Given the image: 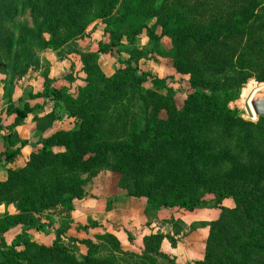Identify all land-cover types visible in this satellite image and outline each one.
I'll return each instance as SVG.
<instances>
[{
	"label": "rangeland",
	"instance_id": "obj_1",
	"mask_svg": "<svg viewBox=\"0 0 264 264\" xmlns=\"http://www.w3.org/2000/svg\"><path fill=\"white\" fill-rule=\"evenodd\" d=\"M154 1L142 0V7L148 8ZM233 1L187 0V5L195 10L190 19L202 28H207L212 20H234L239 11L236 10L238 2ZM170 2L156 0L155 3L166 6ZM182 2L186 3V0ZM256 2L259 6L249 25L252 34L264 39V0ZM86 3L87 0L68 2L72 8L76 4L79 8L84 7ZM132 4L129 1L126 9L124 5L119 6L113 16L122 19ZM90 13L85 10L78 15L65 16L61 23L50 19L44 21L39 34L48 43L46 48H39L30 37L15 29L17 25H27L30 30L34 28L29 11L18 8L13 22L6 24L7 30L0 42V264H74L72 260L51 255L52 248L65 250L78 263L93 257L105 258L108 264H195L202 260L207 237L204 242H192L187 248H180L179 244L184 245L185 239L180 231L175 236L181 238L167 237L159 252L152 254L144 251L143 240L154 234V225L160 218L184 212L200 217L205 210H217L218 219L221 211L214 208L218 198L202 191V183L209 185L215 181L214 177H219V181L241 187L255 183L258 171L263 173L264 123L253 115L249 106L251 97L257 92L264 93V60L256 56L257 45H253L257 39H252L250 44L240 37H220L218 41L198 45L188 39L155 40L144 29L129 42L128 34L116 27L122 38L118 43L112 40L101 20ZM55 15L57 17L58 12ZM74 20L78 25L71 29L67 23ZM151 30L155 37L159 35L158 27ZM93 54L97 56L87 57ZM175 62L183 67V72L187 66L197 69L199 81L215 78L236 86L229 85L222 90L192 86L189 74L173 68ZM128 65L135 66L136 75L144 79L142 91L157 99L155 103L149 102L156 109L155 116L149 120L152 123L166 121L172 113L175 121L172 162L164 161L160 168L144 171L138 180L133 176L136 168L128 165L121 154H110L106 163L101 161L97 167L91 164L89 151L79 149L80 143L75 156L61 147H53L50 151L55 158L42 156L43 145L52 138L58 139L63 143L61 145L74 142L75 134L99 112L94 108L106 106L103 103L109 94L101 93L104 92L103 81L116 78L117 71ZM236 72L242 75L238 84ZM51 90L65 91L73 98V103H64L53 94L47 95ZM194 92L210 98L215 106L227 101L226 108L234 121H239L233 140L224 138L222 128L217 126H212V132L202 139L190 135L191 145L195 142L202 154L222 159L215 164L197 161L194 166L187 155L182 158L183 146L179 144L184 138L175 131L184 120V103ZM24 105L32 111L16 127L14 150H18L17 154L11 162H4L3 135L15 118V114L8 115L7 111L23 109ZM186 120L193 123L196 116ZM188 132L190 134L189 129ZM225 147H229V151H225ZM226 156L230 162L224 161ZM177 171L181 173L176 179L173 173ZM199 178L201 181L198 182ZM153 184L157 191L152 193L160 197L164 192L176 195L184 190L188 193L191 188L190 193L201 202L187 211L174 205L177 200L173 196L167 198L165 207L156 206L144 197L127 196L133 187L147 188ZM68 187L77 188L86 197L33 214L27 225L15 222L18 215L39 197L56 191L61 193L62 188L69 191ZM220 206L229 210L234 203L228 197ZM222 218L223 224L228 225H233L236 220L229 213H224ZM181 228L178 224L177 229ZM200 228L192 226L190 233L201 235ZM6 247L15 253L12 262L4 260L6 255L2 251Z\"/></svg>",
	"mask_w": 264,
	"mask_h": 264
},
{
	"label": "trees",
	"instance_id": "obj_2",
	"mask_svg": "<svg viewBox=\"0 0 264 264\" xmlns=\"http://www.w3.org/2000/svg\"><path fill=\"white\" fill-rule=\"evenodd\" d=\"M129 1L134 3V5L132 4V7L126 10L127 13H124L122 19L118 20L115 18L113 16L114 12L122 5L125 6V9L128 8ZM68 2L69 0H62V4L61 0H0V42L4 37V32L7 30L6 24L13 22L18 8L29 11L34 28L30 30V28L26 27L27 25H17L15 29L20 31L21 34L30 37L33 44L39 48L48 46V43L39 34L41 26L45 23L44 21L50 19V21L54 22L57 20V22L61 23L65 20V16L78 15L80 11L87 10L91 12L90 14L94 18L101 20L112 40L118 43L122 38L118 34L116 27L122 28L121 30L128 34L129 42L139 36L144 29L155 40L167 38L181 41L182 39H188L198 45L218 41L220 37H240L252 44V39L255 38L257 39L255 42L257 44L253 43V45H257L255 54L264 60V49H262L264 47V39L252 34L250 29L252 26L249 25L259 6L256 0H249V2L248 0H234L232 3L238 2L236 9L239 11L238 17L225 22L212 20L207 28L194 25L191 21L190 18L195 10L193 6L187 5V0L186 3L182 2V0H171L166 6L156 5L155 0L153 3L150 2L148 8L142 7V0H87L86 5L81 8L78 7V4L72 8ZM222 3L224 4V1ZM57 12L58 16L56 17L55 13ZM46 16H48V19H45ZM76 20L67 23L68 27L71 29L76 28L78 25ZM150 22H154L155 25H153L154 23L150 25ZM157 27L159 35L155 37L151 28L155 29ZM6 39H8V36ZM102 48L105 47L102 46ZM94 56L96 57L97 55L93 54L87 57L90 59V57ZM13 58L12 55L11 59ZM173 68L177 72L189 74L192 86L208 90H222L228 88L229 85L236 86L232 82L218 81L215 78L212 80L206 78L199 81L197 77L198 70L191 66H187L186 72H183V67L175 62ZM136 70L135 66L128 65L117 71L118 75L116 78L110 81H103L102 90L104 92L101 93L104 96L109 94L108 99L103 103L106 106L102 107V109L94 108V110H99V112L93 114L90 118V123L88 125L84 124V127L75 134L73 143L68 142L67 145H61L63 143L58 139L52 138L43 145L42 156L45 155L46 158L53 156L52 158H55L54 155H50L53 147H61L63 150L70 152L71 156H75L80 143L79 149L81 151H89V160L91 164H95L97 167L100 166L101 161L106 163L110 154L114 156L121 154L123 159L127 160L126 163L128 165L136 168L133 176L138 180H141L144 171L160 168L169 160L172 162V134H174L175 125L172 113L167 116L166 121L152 123L149 120L150 117L156 114L155 107H151L149 102L155 103L157 99H155V95L142 91L144 79L136 75ZM240 73H235L236 84H238L242 76ZM49 94L55 95L56 99L64 103H73V98L65 91L51 90L47 92V95ZM226 102L215 106L210 98L197 92L189 95L185 101L182 108L185 114L184 118H182L184 120L181 127H178L175 132L181 133L184 138V141L179 144L183 146L181 147L184 155L182 158L187 155L194 162V166H196L197 161L215 164L217 161H222V159L220 157L208 158L205 154H202L200 147L195 142H192L191 145L190 135L194 138L202 139L207 133L212 132V126L222 128L223 136L228 140H233L234 135H236V127L239 121H234V117L226 108ZM10 109L12 112L8 110V115L15 114V118L12 125L7 127L6 134L3 135L4 152L2 153L4 162L8 163L14 159L18 151L14 150L16 127L32 111V108L27 105H24L23 109ZM68 110L73 112L71 109ZM78 114L80 113L78 112ZM189 116H196V120L193 123L187 122L186 119ZM259 119L264 123V118ZM83 140H85V143L82 142ZM225 151H229V147H225ZM224 158L225 162H230L229 156ZM160 161L161 163L157 165ZM164 161L166 162L164 163ZM183 172H185V178H187L184 169ZM180 173L179 171L173 173L176 179ZM214 180L209 185L202 183V191L213 193L218 198L214 208L218 207L221 215L217 220L208 223L204 254L202 260L195 262V264H264V171L263 173L258 171L255 183L241 187L226 184L228 181H219V177H214ZM197 181H201L200 178ZM156 188L154 184L147 188L133 187L132 190L128 191L127 196L134 198L144 197L157 204L156 206L163 205L164 207L167 198L173 196L172 198L177 200L174 205L186 208L188 209L187 211L193 210L201 202L195 194L190 193L193 189L189 187L188 193L184 190L176 195H169L164 192L163 197L158 196L157 193H152L153 190L157 191ZM67 189L69 191H64L65 188H62L61 193L56 191L39 197L33 205L27 207L18 215L15 222L27 225L33 214H38L54 205L65 206L72 200H81L86 197L83 192H78L77 188L71 189V187H68ZM67 193L68 196L65 197L64 195ZM228 197L232 199L234 207L225 210L220 204L223 199ZM224 213H229V215L235 217L236 220L233 225L223 224L222 217ZM164 240H166V237L161 233L149 235L143 240L144 251L151 254L158 253ZM2 253L6 255L4 259L6 262H12V258H15L12 248L6 247ZM50 254L57 258L72 260L74 264H108L105 258L98 260L93 259V257L86 258L78 263L65 250L58 248H52ZM146 260L152 261L151 259Z\"/></svg>",
	"mask_w": 264,
	"mask_h": 264
},
{
	"label": "crops",
	"instance_id": "obj_3",
	"mask_svg": "<svg viewBox=\"0 0 264 264\" xmlns=\"http://www.w3.org/2000/svg\"><path fill=\"white\" fill-rule=\"evenodd\" d=\"M206 213H202L199 216H194V214H190L189 212H184L181 214H176L174 217H169L166 219H158V223L154 225V231H152L154 234L155 233H161L163 234L166 239L167 237L169 238H174L177 240L178 238H181L183 236L184 239V245L179 244L180 248H187V245L192 244V242H204L207 235H208V223L217 220L216 218L218 217V211L217 210H205ZM209 216V219L206 217ZM194 217V218H190ZM181 224L182 228L177 229V225ZM196 224V225H195ZM199 224L201 226H199ZM196 227H201L197 232H201L202 234L197 235L196 232L190 233V229ZM205 226V227H202ZM183 230V232H182ZM181 231V232H180ZM180 232L182 236H175ZM186 234V236H184ZM191 234V235H190ZM200 240V241H198ZM177 248V251L180 248Z\"/></svg>",
	"mask_w": 264,
	"mask_h": 264
},
{
	"label": "water",
	"instance_id": "obj_4",
	"mask_svg": "<svg viewBox=\"0 0 264 264\" xmlns=\"http://www.w3.org/2000/svg\"><path fill=\"white\" fill-rule=\"evenodd\" d=\"M249 106L256 118H264V93L257 92L251 97Z\"/></svg>",
	"mask_w": 264,
	"mask_h": 264
}]
</instances>
